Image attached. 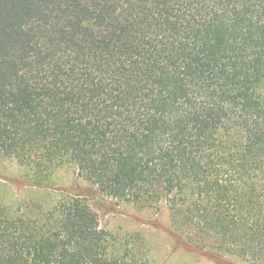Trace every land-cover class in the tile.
Listing matches in <instances>:
<instances>
[{
    "label": "trees",
    "instance_id": "1",
    "mask_svg": "<svg viewBox=\"0 0 264 264\" xmlns=\"http://www.w3.org/2000/svg\"><path fill=\"white\" fill-rule=\"evenodd\" d=\"M0 156L168 205L188 241L264 264V0H0ZM0 264H152L81 194L0 200Z\"/></svg>",
    "mask_w": 264,
    "mask_h": 264
},
{
    "label": "rangeland",
    "instance_id": "2",
    "mask_svg": "<svg viewBox=\"0 0 264 264\" xmlns=\"http://www.w3.org/2000/svg\"><path fill=\"white\" fill-rule=\"evenodd\" d=\"M32 175L29 166L0 156V200L9 205L34 201L51 208L61 195L81 194L98 214L103 228L117 237L142 238L152 264H250L191 244L173 227L165 201L145 206L104 196L71 164L54 170L51 179L42 187L34 185Z\"/></svg>",
    "mask_w": 264,
    "mask_h": 264
}]
</instances>
